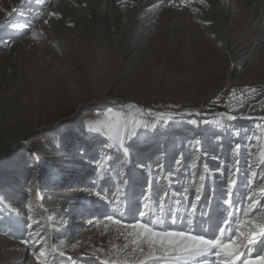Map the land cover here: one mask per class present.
<instances>
[{
  "label": "rangeland",
  "instance_id": "obj_1",
  "mask_svg": "<svg viewBox=\"0 0 264 264\" xmlns=\"http://www.w3.org/2000/svg\"><path fill=\"white\" fill-rule=\"evenodd\" d=\"M57 6L63 19H53L49 25L43 24L46 17H42L40 23L32 21L35 30H42L44 35L33 39L28 24L26 40L40 48L52 44L48 51L54 53L44 50L35 53L41 54L48 64L57 57L72 69L67 70L63 80L52 83L51 86L58 87L44 99L40 98L42 103L32 109V117H28L26 109L16 106L17 102L0 110V155L5 152V156L0 157V199L9 206L0 207V264H10L6 258L23 251L26 256L15 264H36L32 251L20 244V240L27 237V229L23 226L30 223L29 216L47 227L48 244L55 243L66 256L74 258L75 264H99L92 256L94 248L107 249L109 241H122H116L111 225L106 230L103 223H98L97 217L102 216L107 207L104 201L90 196L89 190L102 189L111 197L127 179L129 185L122 194L135 205L147 183L152 181L153 200L167 191L168 203L174 204L172 196L179 194L178 198L187 204L195 199L198 177L205 163L213 172L223 167L224 175H215L218 190L226 182L225 175L232 163L230 149L234 144L230 134H223V148H219L215 139L221 134L216 126L218 113L227 110L225 105L233 89H236V97L231 100L233 106L240 103L241 90L247 87L264 90V0H204V3L192 0L190 5L181 7L170 6L168 0H58ZM0 7L6 10L0 14L11 12L13 7L18 9L11 12L7 21L10 25L20 23L17 18L20 12H40L35 0L24 3L0 0ZM51 7L49 4L48 8ZM206 21L211 23H204ZM0 35V40H14L10 47L0 45V58L3 57L0 59L1 93L11 84H22L30 78L21 74V80H16L21 69L30 72L27 66L31 60L17 49L23 40L18 33L4 31ZM60 46H63V53L55 51ZM69 49H73L75 57L82 53L91 60L95 57L99 70L80 72L78 62L81 59L76 58V62L75 57L69 58L66 52ZM104 59L114 67L110 73L103 71ZM76 71L82 79L70 80ZM22 87L25 93L26 87ZM257 99L261 105L256 111L247 112V105L255 103L247 97L245 108L241 109L253 119L231 122L239 130L236 142L243 145L239 156L241 185L248 174V164L258 163L264 154V127L255 119L264 115L260 111L264 96ZM130 103L138 107L129 109ZM168 105L192 110L193 115L186 116L183 121L177 118L161 123L157 113L171 111ZM144 109H152V113ZM133 119L141 123L154 122L157 128L138 130L136 152L128 166L122 168L124 158L120 150L105 145H114L122 126ZM191 120L199 122V127L190 124ZM89 126L99 131L90 132ZM194 138H202L201 152L209 156L197 158L198 154L189 146ZM250 140L254 141L251 145ZM161 150L166 152V160L159 175L149 177L146 171L135 168L137 162L154 166ZM180 153L184 157L183 167L177 172L174 160ZM105 154L110 160H101L106 172L103 173L105 179L100 182L96 160ZM217 155L220 160L211 158ZM194 160L196 169L192 167ZM51 170L68 176L61 181H50L49 193L39 199L44 176ZM212 179V176L206 178L205 191ZM185 187L188 188L187 199H183ZM68 201L77 209L79 205H86L80 208L77 217L73 216L76 225L68 224L72 213L69 208L62 222L54 226L52 220L57 221L55 208ZM48 264L71 262L56 255L54 261L49 256Z\"/></svg>",
  "mask_w": 264,
  "mask_h": 264
},
{
  "label": "snow or ice",
  "instance_id": "obj_2",
  "mask_svg": "<svg viewBox=\"0 0 264 264\" xmlns=\"http://www.w3.org/2000/svg\"><path fill=\"white\" fill-rule=\"evenodd\" d=\"M24 2L25 0H21V3ZM168 2L170 6L181 7L190 5L192 0H179V3L177 0H168ZM199 2L204 3V0H199ZM35 4L40 7V12L33 19L46 17L43 18L44 25H49L53 19H63L62 12L58 10V0H35ZM49 4L52 5L50 9ZM3 11L6 10L0 7V12ZM16 11L18 9L15 7L11 9V12ZM193 11L198 12L199 9H193ZM11 12L8 15H11ZM204 23L210 24L211 21ZM11 27L14 30L24 29L25 25L12 24ZM28 27L31 29L33 39L43 37L42 30H35L31 24ZM13 42L11 38L0 40V45L7 48ZM258 96H264V90L247 87L240 92V103L233 106L231 100L236 97V89H233L229 93V103L225 105L227 110L218 113L219 119L216 120V126L221 129V134L216 135L215 139L219 148L221 150L223 148V134H230L234 138L233 147L230 149L232 163L225 175L226 182L222 183L218 190L215 175H224L223 167H218L213 172L206 163L203 172L198 177L195 199L187 204L178 198L179 194H173L174 204L168 203L169 193L167 191L160 194L158 199L153 200L152 181L147 183L144 194L135 205L127 199L126 194H122L129 185L127 179L122 181L111 197L102 189L89 190L90 196L94 195L98 200L104 201L107 207V211L97 217L98 223H103L106 230L111 225L116 241H122V243L109 241L110 247L107 249L94 248L92 256L99 261V264H264V154H261L258 163L248 164L249 171L241 185L239 156L243 145L236 142L239 130L231 123L237 119H253L241 109L245 108L244 101L247 97L255 101L247 105V112L256 111L257 106L261 105V101L257 99ZM128 107L135 109L138 105L130 103ZM167 107L171 111L157 113L161 123H168L177 118L183 121L186 116L193 115L192 110L180 109L178 105ZM143 111L152 113V109ZM260 111L264 113V106L260 107ZM195 114L200 115L199 112ZM255 119L260 121L261 126L264 127V115H259ZM189 123L199 127V122L196 120H191ZM141 128L156 129L157 124L154 122L141 123L133 119L122 126L117 133L114 145H105L120 150L124 158L122 168L128 166L136 152L135 143L138 139V130ZM89 131L98 132L99 129L89 126ZM253 142L250 140V145ZM189 146L194 154H198L197 158L209 156V153L201 152L202 138L190 140ZM83 151L86 153L87 149L84 148ZM211 158L220 160L218 155ZM156 159L158 162L154 166L137 162L135 168L146 171L149 177L159 175L165 168L166 152L161 150ZM183 159V153H180L179 158L174 160L177 172L183 167ZM101 160H110V156L105 154L103 157L98 156L96 160L98 180L103 182L105 179L103 173L106 169L103 168ZM221 164H223L222 161ZM192 167L193 169L197 167L195 160ZM254 168L257 170H253ZM168 175L170 177L171 173ZM209 176L213 177L212 184L205 191L206 178ZM93 184L95 185L96 182L93 181ZM183 192V199H187L188 188L185 187ZM0 207L9 206L0 199ZM27 219L30 223L23 226L27 229V237L22 238L20 244L32 251L36 264H48L49 256L54 261L56 255L75 264L74 258L66 256V252L55 243L48 244V229L41 221L33 220L31 216ZM52 224L56 226L58 222L52 220ZM72 247L75 248L76 245Z\"/></svg>",
  "mask_w": 264,
  "mask_h": 264
},
{
  "label": "bare ground",
  "instance_id": "obj_3",
  "mask_svg": "<svg viewBox=\"0 0 264 264\" xmlns=\"http://www.w3.org/2000/svg\"><path fill=\"white\" fill-rule=\"evenodd\" d=\"M8 13L9 12H7V14H0V34L3 33L4 31L5 32H12L13 34L18 33L19 34L18 36L23 38V40L17 45V49H19L21 53L25 52L26 55L30 56L28 58L31 60V62H29L30 65L27 66V68H29L30 72H28V69H25V70L21 69L20 70L21 72L18 73V75H17L18 78H16V80L18 82L21 80V78L19 76L21 74H23L24 77H30V78L29 79L26 78L25 80H23L24 82H22V84H18L17 82L14 84H11V86L8 89L6 88L0 93V110L2 107L8 106V104L11 105V104H14V102H17V103H15L16 106H18L19 108L26 109L28 117H32L33 114L32 115L30 114L31 112L34 113V111L32 109H34L37 106H40L42 103L41 99H44L47 94H49L51 92H55L56 87H58L55 85L51 86L52 83L54 81H59L61 79L63 80L65 78V76L67 75V72H68L67 70L72 69V66H69V67L64 66V62L63 63L60 62V60L57 57H55L56 59H58L57 61L54 58V60L51 59L52 63L48 64L47 60H45V58L43 56H41V54L38 55V53H35V52H41V51L43 52V50H44V52H47L48 54L54 53V51H48L51 47H53L52 44L45 47V48H40L38 45H36L32 41L26 40L27 39L26 38V34H27L26 26L28 24H31L32 21H35V22L39 21V23H40V20L42 19V18L41 19H33V17L37 14L34 10L33 11L29 10V11H25V12H20L18 14L17 18L20 21L19 24L25 25L24 29H20L18 31L14 30L11 27V25H10L11 22L10 23L7 22V21H9L10 17L12 16V15H9V17H8ZM8 24L10 26H8ZM50 41H52V40L50 39ZM57 46H59V45H57ZM62 47L61 46H60V48L57 47V50L55 49V51H58V53H63ZM45 49H46V51H45ZM72 50L69 49V50H66V52L68 54L67 56L69 58L73 59L75 57L74 54H76V53L73 54ZM97 54L100 56L99 52H97ZM107 54H109V53H107ZM79 57L81 59L80 62H78V59H76ZM0 59L2 60L3 57H1ZM74 59L76 62H78L79 71L82 73H89V71L91 69L99 70L98 68H100L98 66V63L95 62V60H94L95 57H93V60H91V59L87 58L85 55H83V53H82V54H79ZM104 61L105 62H104L103 71L110 73L114 67L112 66L111 62H109V61L106 62L105 59H104ZM48 69H50V71H51V72L49 71L50 74L47 73ZM22 70H24V71H22ZM77 77H78V79H82L80 77V73L78 71H76L75 74L70 77V80L75 79ZM33 78H38V79H33ZM22 86H24V88L26 87V89L24 90V91H26L25 93L23 92ZM74 87H75V85H74ZM0 122H1V119H0ZM0 127H1V125H0ZM11 150L12 149H10V151ZM2 156H5V152L0 155V157H2ZM66 176H68L67 173H64V172L62 173V172H59L58 170H51V171L47 172L44 176V179H45V182L43 184L44 186H41L42 190H41V192H39V199H42L43 197H45L49 193L48 183L50 181H57V180L61 181ZM75 197H78V196H75ZM75 206H73V203L71 204V201L61 203L60 205H58V207L55 208V213L57 214V217H56L57 222H61L63 219L62 218L63 215L68 211L69 208H71L72 213L69 214L70 216L68 219V224H69V226L74 227L76 225V222H75V220H73V216L77 217V215L79 214V211L81 210L80 208H85L84 206H86V205H84V206L79 205L78 209ZM69 220H71V223H69ZM70 224H73V225H70ZM78 236H80V235H78ZM26 254H27L26 251H23L20 254H15V256L12 258H10V256H8L6 258V262L10 263V264H15L16 262L23 259L26 256Z\"/></svg>",
  "mask_w": 264,
  "mask_h": 264
},
{
  "label": "water",
  "instance_id": "obj_4",
  "mask_svg": "<svg viewBox=\"0 0 264 264\" xmlns=\"http://www.w3.org/2000/svg\"><path fill=\"white\" fill-rule=\"evenodd\" d=\"M142 108V107H141ZM162 112H169V110H164V111H162ZM74 117V116H73ZM73 117H71L72 119H73Z\"/></svg>",
  "mask_w": 264,
  "mask_h": 264
},
{
  "label": "trees",
  "instance_id": "obj_5",
  "mask_svg": "<svg viewBox=\"0 0 264 264\" xmlns=\"http://www.w3.org/2000/svg\"><path fill=\"white\" fill-rule=\"evenodd\" d=\"M258 89L262 88V87H257Z\"/></svg>",
  "mask_w": 264,
  "mask_h": 264
}]
</instances>
